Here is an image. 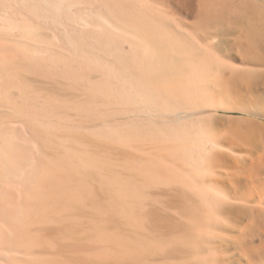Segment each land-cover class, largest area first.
<instances>
[{
	"label": "bare ground",
	"instance_id": "6f19581e",
	"mask_svg": "<svg viewBox=\"0 0 264 264\" xmlns=\"http://www.w3.org/2000/svg\"><path fill=\"white\" fill-rule=\"evenodd\" d=\"M0 264H264V0H0Z\"/></svg>",
	"mask_w": 264,
	"mask_h": 264
}]
</instances>
